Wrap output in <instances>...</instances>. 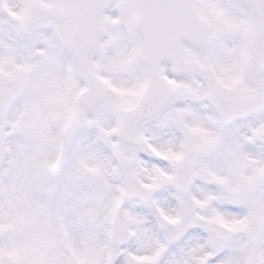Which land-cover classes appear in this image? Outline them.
Listing matches in <instances>:
<instances>
[{
    "label": "snow or ice",
    "instance_id": "1",
    "mask_svg": "<svg viewBox=\"0 0 264 264\" xmlns=\"http://www.w3.org/2000/svg\"><path fill=\"white\" fill-rule=\"evenodd\" d=\"M0 264H264V0H0Z\"/></svg>",
    "mask_w": 264,
    "mask_h": 264
}]
</instances>
